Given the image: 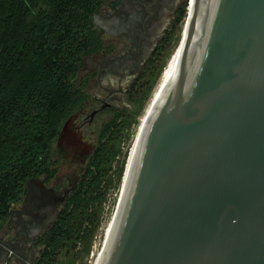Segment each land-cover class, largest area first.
<instances>
[{
  "label": "water",
  "instance_id": "water-1",
  "mask_svg": "<svg viewBox=\"0 0 264 264\" xmlns=\"http://www.w3.org/2000/svg\"><path fill=\"white\" fill-rule=\"evenodd\" d=\"M188 1L98 264H264V0Z\"/></svg>",
  "mask_w": 264,
  "mask_h": 264
},
{
  "label": "trees",
  "instance_id": "trees-1",
  "mask_svg": "<svg viewBox=\"0 0 264 264\" xmlns=\"http://www.w3.org/2000/svg\"><path fill=\"white\" fill-rule=\"evenodd\" d=\"M103 2L0 0V241L27 184L43 177L50 182L58 173L53 147L75 107L73 80ZM185 16L187 6L181 20ZM117 145L104 144L92 157L55 224L37 240L35 264H53L80 246L91 251Z\"/></svg>",
  "mask_w": 264,
  "mask_h": 264
},
{
  "label": "flooded vegetation",
  "instance_id": "flooded-vegetation-1",
  "mask_svg": "<svg viewBox=\"0 0 264 264\" xmlns=\"http://www.w3.org/2000/svg\"><path fill=\"white\" fill-rule=\"evenodd\" d=\"M187 4L188 0H104L73 80L75 107L54 145L58 173L50 182L43 177L27 184L21 209L16 207L9 220L16 235L8 241L1 236L0 264H35L37 240L55 224L92 157L102 145L121 142L141 119L172 57ZM58 155L66 157L70 168L81 170L75 188L63 196L50 186L60 172Z\"/></svg>",
  "mask_w": 264,
  "mask_h": 264
},
{
  "label": "rangeland",
  "instance_id": "rangeland-1",
  "mask_svg": "<svg viewBox=\"0 0 264 264\" xmlns=\"http://www.w3.org/2000/svg\"><path fill=\"white\" fill-rule=\"evenodd\" d=\"M187 17L188 15L185 16L182 24L180 25L179 33L176 38V43L173 47L172 56L174 55L177 47L179 46L181 42L184 26L186 23L185 20ZM139 124H140V119L135 121V123L131 125L130 129L126 133V136L121 140V143L120 141L118 142L117 146H119L120 154L117 160L115 161L113 170L110 174L111 176H110V181L108 184L110 188H109V192L107 195V200H105L103 203L101 227L95 236L91 251L88 253L83 249L82 246H80L75 251H70L68 253L63 252L59 256V258L56 260V262L53 264H95L96 263L99 253L102 251L108 229L110 227L114 214L117 210V205H118V201H119L121 189H122V181H123V176L125 172L124 171L125 165L127 163V157L129 155V151L132 150V148L134 147L133 145L135 142V135H136V131H137ZM55 149H56V146L53 147V152L55 151ZM53 156H54V153H53ZM57 157L59 158L61 162L60 172H59L57 179H55L52 183H50V186L55 188L63 196V193L66 190L70 188H75L77 181L79 179L81 170L74 168V167L70 168L69 167L70 163L66 159V157L65 158L61 157V155H58ZM122 171L124 172L122 173ZM64 206H65V202L61 205V208H64ZM16 209L18 210L21 209V205L17 206ZM49 228L50 227H48V229ZM15 235L16 234H15L14 222L7 223V225L4 228V231L2 232L3 240L8 241L9 239L14 238ZM36 247L37 246L35 245V248ZM38 251L39 250L37 249V254H38Z\"/></svg>",
  "mask_w": 264,
  "mask_h": 264
},
{
  "label": "bare ground",
  "instance_id": "bare-ground-1",
  "mask_svg": "<svg viewBox=\"0 0 264 264\" xmlns=\"http://www.w3.org/2000/svg\"><path fill=\"white\" fill-rule=\"evenodd\" d=\"M194 3H195L194 1L191 2L192 7H193ZM188 12H189V10H188ZM185 26H186V23H185ZM185 26H184V30H185ZM183 36L184 35H182L181 42H180L179 46L177 47L174 55L170 59L168 66L166 67V69L163 73V77H162L153 97H152V100L150 101L149 105L146 108V111L144 112V114L142 115V117L140 119V124L137 128L136 135H135V142L133 145L134 147L132 148V150L129 151V155L127 157V163H128L127 173L124 175V179L122 181V188H123V184H125L127 181L126 179L128 177V173L130 170L131 163H132L133 158L135 157V153L137 151L138 141H139V138L141 137V133H143V131H145V130H143L144 126L149 123L151 116L153 115V113L155 112V110L157 108L158 103L162 100L164 94L166 93V91L168 89V86H169V83H170V80H171V77H172V74H173V71H174L180 50H181V47L183 45V43H182ZM128 159H129V161H128ZM108 234H109V229L107 232V236H108ZM100 253H99L98 259H97L95 264H98V262H99V259L101 256Z\"/></svg>",
  "mask_w": 264,
  "mask_h": 264
},
{
  "label": "built area",
  "instance_id": "built-area-1",
  "mask_svg": "<svg viewBox=\"0 0 264 264\" xmlns=\"http://www.w3.org/2000/svg\"><path fill=\"white\" fill-rule=\"evenodd\" d=\"M188 7H189V1H188V4H187V15H188Z\"/></svg>",
  "mask_w": 264,
  "mask_h": 264
},
{
  "label": "crops",
  "instance_id": "crops-1",
  "mask_svg": "<svg viewBox=\"0 0 264 264\" xmlns=\"http://www.w3.org/2000/svg\"><path fill=\"white\" fill-rule=\"evenodd\" d=\"M2 236V235H1Z\"/></svg>",
  "mask_w": 264,
  "mask_h": 264
}]
</instances>
